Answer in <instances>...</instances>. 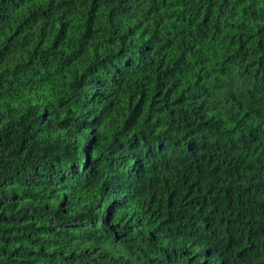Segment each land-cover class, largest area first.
I'll return each instance as SVG.
<instances>
[{
  "label": "trees",
  "instance_id": "obj_1",
  "mask_svg": "<svg viewBox=\"0 0 264 264\" xmlns=\"http://www.w3.org/2000/svg\"><path fill=\"white\" fill-rule=\"evenodd\" d=\"M112 3L124 0H0V63L7 62L0 80L11 77L22 88L33 81L52 86L66 73L70 79L77 65L81 82L95 78V85L103 86L113 80L111 73L120 71L116 61L97 56L99 66L85 67L88 49L81 52L87 34L106 39L107 44L119 43L118 58L127 53L123 37L132 39L136 29L126 27ZM165 3L161 0V5ZM230 4L231 0H173L162 16L157 5L154 28L169 22L164 42L179 38L178 49L181 44L204 45L211 46L213 55L231 49L237 57H229L211 72L201 68L194 84L175 73L173 87L164 92L156 76V94L148 105L151 122L146 120L143 135L133 138L138 141L135 146L120 153L119 164L127 171L118 170L108 159L102 162L113 177L119 175L118 181L105 179L109 188L101 189L102 198L113 200L99 220L104 237L89 239L97 221L85 217L83 224L81 243L103 240L123 252L119 259L105 254L107 264H244L239 254L250 244L259 245L257 264H264V28L256 33L254 55L249 58L245 51L241 56L245 33L243 25L234 23ZM125 11L131 12V6ZM250 42L251 38L244 47ZM150 49L147 44L137 48L133 54L137 68L145 67L142 56ZM132 59L124 60L125 69L132 66ZM226 64L232 71L240 69L229 81L230 88L217 83ZM142 98L147 103L146 96ZM83 101L87 103V95ZM225 109L234 110L236 116L231 136L217 126ZM38 131L35 124L0 131V264H75L72 257L77 252L88 255L87 249H77L71 256L48 252L49 246L70 247L74 240L75 225L62 223L68 194L62 197L58 191L57 174L61 184L66 176L77 179L69 174L86 166L88 157L81 163L74 157L58 158L63 146L46 151ZM67 153L72 156L70 149ZM98 167L107 173V168ZM112 185L118 186L113 190ZM25 200L31 203L24 204ZM57 200L53 209L52 201ZM117 208L123 215L119 224H113Z\"/></svg>",
  "mask_w": 264,
  "mask_h": 264
},
{
  "label": "clouds",
  "instance_id": "obj_2",
  "mask_svg": "<svg viewBox=\"0 0 264 264\" xmlns=\"http://www.w3.org/2000/svg\"><path fill=\"white\" fill-rule=\"evenodd\" d=\"M172 3L173 0H166L164 5H161V0H124V3L120 5L111 4L112 8L119 9L126 27L136 29L132 39L127 35L123 37L127 41L128 51L121 53L119 58L116 55L121 51L119 43L107 44L106 39L97 40L87 34L83 35L81 52L85 48L88 49V54L82 62L85 67L92 63L99 66L97 56L104 60L116 61L119 66V72L111 73L114 79L105 82L103 86L95 85V78L91 83H89V78L81 82L79 65L71 69L70 79L68 78L69 73H66L63 79L52 86L42 81H33L30 87L22 88L11 77L0 80V131L9 126L24 125L27 127L35 124L39 129L37 133L39 144L43 145L46 151L59 150L63 146L65 151L58 153V158L74 157L78 163H81L86 155L88 157L86 166L74 168L69 174L76 175L77 179L68 180L66 176V182L61 184L59 174H57L58 191L62 197L65 192L68 194L65 203L66 216L62 223L75 225L72 229L74 240L70 247L49 246V253L57 252L58 255L62 253L71 256V253L77 249L79 251L87 249V256L81 257L77 252V256L72 257L75 264H107L109 257L105 254L116 256L117 259L123 255L121 250L110 248L108 243H103V240L100 244L81 243L85 241L83 227L85 217L97 221V228L91 230L89 239L104 237L105 229L99 224V220L105 215V210L113 203V200L102 198L101 189L109 188V185L104 183L105 179L119 180V175L113 177L111 168L102 165V162L108 159L111 163L117 164L118 170L127 171V167L119 164L120 153L128 145L134 147L138 141L133 138L143 135V130L147 127L146 120L151 122L148 105L152 104V97L156 94V76L160 77L162 81L160 91L164 92L173 87L175 83L173 74L175 73H179L182 80H190L194 84L195 77L200 74L201 68L211 72L217 70L220 64L227 61L229 57H237L231 49L226 53L213 55L210 51L211 46L204 45L193 47L181 44L178 49L176 45L180 43L179 38L175 42H172L170 38L164 42V29L169 22L165 20L160 29L154 28L155 21L159 19L157 5H160L158 11L162 16ZM129 6H131V12L125 11ZM230 7L235 17L234 23L237 27L243 25L245 41L251 38L246 48L244 47L245 41H241L240 55L242 56L246 51L248 57L251 58L254 55L251 49L255 46L256 33L264 28V0H231ZM150 10L152 11L151 16H149ZM104 30L107 31L106 28ZM168 30L171 31L170 27ZM113 31L118 32L119 29L114 28ZM232 34L237 35L235 30ZM145 44L151 45V49L144 51L142 56L146 65L143 68H137L133 54L136 53L138 47H143ZM129 56L133 57L130 61L132 66L125 69L124 60H127ZM193 56L197 59L193 60ZM149 68L152 70L149 71ZM157 68L161 69L158 73L155 71ZM239 70L237 68L232 71L226 64L224 75L217 83L230 88L229 81L236 76ZM6 72L7 62L5 61L0 63V76H5ZM189 72L190 74L185 77L184 74ZM215 79L216 77L213 76V80ZM176 87H181V85H176ZM183 87H187L186 82ZM89 88H94V91L89 92ZM85 95L88 96L87 103L83 101ZM145 96L147 103L142 98ZM132 101L135 103L133 104ZM45 109H48L47 114H45ZM213 115L217 114L213 113ZM234 120H236L234 110L225 109L218 116L217 126L223 130L224 134L234 135L233 129L237 128V125L233 123ZM25 121L28 122L27 125ZM212 135L209 133V136ZM68 149L71 150L72 156H68ZM109 152L112 156H108ZM98 166L107 168V173L100 171ZM117 186L112 185V189L115 190ZM30 203L31 201H24V204ZM58 205V200L52 201L53 209ZM40 207L43 208V203ZM122 215L123 209L117 208L112 223L119 224ZM96 248L101 250L95 251ZM258 248L259 245L250 244L240 251L239 259L244 264H257V260L260 259ZM35 250L39 251L38 248Z\"/></svg>",
  "mask_w": 264,
  "mask_h": 264
}]
</instances>
